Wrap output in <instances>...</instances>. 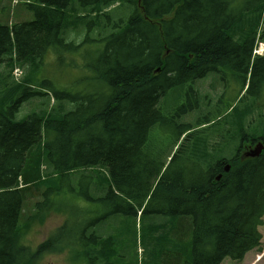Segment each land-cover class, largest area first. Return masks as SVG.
<instances>
[{
	"label": "trees",
	"instance_id": "16d2710c",
	"mask_svg": "<svg viewBox=\"0 0 264 264\" xmlns=\"http://www.w3.org/2000/svg\"><path fill=\"white\" fill-rule=\"evenodd\" d=\"M26 9L34 21L12 29L0 24V66L8 67L0 72V264H40L52 254L71 264H119L124 257L115 249L117 239L95 230L98 221L117 214L128 220L154 217L150 243L171 254L164 260V252L159 254L154 264L242 263L247 253L261 251L264 152L241 158L238 135L264 119V56L253 57L257 41L264 39V0H31ZM69 30L86 32L80 45L69 42L74 52L83 45L104 46L93 63H86L92 75L79 81L85 91L55 90L48 82L36 89L50 50L67 65L59 49L66 46L63 33ZM244 54L247 63L238 64ZM15 66L28 67L21 83L12 79ZM215 70L231 77L226 102H211L192 90ZM239 71L244 77L237 93ZM49 91L54 101H69L76 109L34 111L18 119L25 103L49 98ZM172 93L176 107L163 103ZM46 105L50 98L39 108ZM193 110L199 113L196 126L205 125L206 118L224 127L227 134L219 141L224 150L208 152L210 141L195 139L190 150L179 151L182 156L164 159L151 133L157 127L181 138L192 123L180 118L178 133L170 124ZM42 165L49 176H73L80 169L102 175L87 199L103 212L83 225L77 222L81 213L70 209L73 227L63 223L33 250L24 238L30 222H43V203L35 205L29 221L21 224V218ZM95 176H89L91 182ZM49 184L36 188L51 194Z\"/></svg>",
	"mask_w": 264,
	"mask_h": 264
},
{
	"label": "rangeland",
	"instance_id": "374dc122",
	"mask_svg": "<svg viewBox=\"0 0 264 264\" xmlns=\"http://www.w3.org/2000/svg\"><path fill=\"white\" fill-rule=\"evenodd\" d=\"M17 0H7L4 2H0V23L5 25H14L25 22H32L35 20V17L30 11L26 9L25 1L21 0L20 5H14V2ZM24 1V2H23ZM117 7V6H116ZM10 10V14L5 18L3 14V10ZM115 8V7H114ZM134 8H131L133 10ZM14 10V11H13ZM261 32H264V26L262 27ZM85 31L80 30L75 32L74 30H69L68 32L63 33L64 39H66V46L59 49V51L63 52V58L65 63L67 64L65 67L63 66L62 60L59 61V56L55 52V50H50L46 55L45 59L42 62L40 69V81H42L38 88L42 87L44 82L49 83V87H53L55 90L60 89H68L71 93H81L85 91V85L79 83L80 80H83L84 76H91L92 71L89 69H85L84 63H93L96 57L97 52L102 51L104 49L103 44H88L87 46H81L80 49L75 50L69 46V42H76L78 45L85 39ZM98 32H96L93 36L96 38ZM260 42H264V39H259L257 44ZM89 52L93 53V56L89 54ZM68 54V56H66ZM84 54V55H83ZM238 64H246L247 63V55L244 54L241 58L237 60ZM72 64V65H69ZM253 66V65H252ZM251 66V67H252ZM6 68L4 66L0 67V71H3ZM28 67H24L26 71ZM239 81L237 83V93L241 90V81L244 77V72L239 71ZM213 76H209L206 81H200L197 83V88H203L204 90L208 89V86L213 82ZM48 87V86H47ZM37 89V88H36ZM42 91V90H40ZM222 90L218 89L217 94H221ZM213 97L215 94H211ZM177 95L172 93L169 95L165 101L163 99V103L168 102L177 106ZM48 96L39 97L34 99L31 103L27 102L23 105V108L18 116V119L24 117L29 113L34 111L38 112H48L53 109L59 111L61 109V113H65L70 109L75 110L76 107L71 106L68 103H63L60 108V103H54V100L51 98V103L49 106H43L39 108L37 104L43 102H48ZM29 103V104H28ZM63 109V110H62ZM199 113L196 111H192L185 114V121L187 123H193L198 119ZM205 138L202 134L196 135L192 142L195 139ZM151 140L155 145L156 149L161 151V156L166 159L171 156L172 159L175 155L182 156L185 152H179L181 149L186 147V138L184 136L182 138L176 136H172V138L162 132L161 129L157 127L151 133ZM189 148V146H187ZM192 148V144L191 147ZM251 153V152H249ZM46 167L43 168V172L46 174ZM75 173V175L70 176L66 173H59L61 176H47L44 177L40 172V180L35 185V189H32L30 195H28L24 210L21 218V224L29 221V218L36 214L35 205L38 203H43L41 206L43 212V222L32 221L30 222V229L27 232V235L24 238V242L26 246L31 247L35 250L39 243L46 241L52 234L56 232L58 227H60L63 223L67 224V226L73 227L74 220H70L71 215L67 212L70 209H77V214L81 213L78 216L77 222L79 224L83 223V225L89 224L92 220H98L100 218L103 208L99 203L89 201L87 196L92 197L94 192V185L98 183V181L102 178V175H98L93 169H80ZM102 172V170H101ZM103 173V172H102ZM70 174H73L70 173ZM92 174H96L94 180L91 182L89 176ZM41 183H50L47 187H53L55 191L51 194L46 195V187L36 188ZM41 189V190H40ZM76 190L77 199L73 200V192ZM155 191V187L152 188V193L149 196L147 202L152 201L153 194ZM41 192L43 193L44 198H42ZM59 192V194L57 193ZM41 195V196H40ZM51 195V196H48ZM49 210V211H48ZM48 211V212H47ZM47 212V213H46ZM68 214L65 216V214ZM162 219V218H161ZM154 220V217L145 214L141 218V214L139 218L134 219H126L123 215L117 214L105 220L104 223H99V226L95 228L98 233L101 235L104 233L105 235H112L117 239L116 251L123 255L119 261V264H154L155 258L162 254L165 250L161 246L157 244L150 243V223ZM264 220V218H263ZM185 221L182 222L184 225ZM63 224V225H64ZM62 225V226H63ZM91 230V227L89 231ZM262 234V245L261 251L254 250L245 257L242 263H237L234 261L227 260L224 264H264V224L259 228ZM26 234V233H25ZM173 255L176 252L172 250ZM171 254L164 252L162 254L163 260L168 258ZM65 256V255H64ZM115 263V262H114ZM40 264H71L67 262V257H61L58 254L47 255ZM116 264V263H115Z\"/></svg>",
	"mask_w": 264,
	"mask_h": 264
},
{
	"label": "flooded vegetation",
	"instance_id": "af4514ba",
	"mask_svg": "<svg viewBox=\"0 0 264 264\" xmlns=\"http://www.w3.org/2000/svg\"><path fill=\"white\" fill-rule=\"evenodd\" d=\"M211 76H213L214 80L208 86L207 90H204L203 88H193L192 90L195 91L197 94L203 95L208 100L210 99L211 102H213V101L214 102H221V101L226 102V100L228 98H230L229 95H231V91H232V89L229 86V82H228V79L230 81L231 77L230 76L226 77L225 73L220 71V70H215ZM208 77L209 76L200 79L199 82L200 81H206L208 79ZM218 89L222 90L221 94H217ZM211 94H215V96L213 97ZM203 122L205 125L197 126V127L192 126V128L188 131V133L190 134V136L193 134L201 133L202 136L205 137V139L207 141H210L208 152H222L225 148V145L222 144L220 146L219 141L221 139L223 140V138L225 137V134H227V133L224 134V132H223L224 127L222 125H220L217 128V126H216V124H218L217 121L209 122L206 118H204ZM195 123H196V121H195ZM219 123H223V120H221ZM263 124H264V119H260L254 125H251V123H250V126H249L250 128L246 130V132H248V134L242 133V134L238 135V139H239V136L241 135V138H240L241 140H239L241 146H240V149L238 151V152H242L241 158L244 156V152H250L251 149L255 148L257 144H259L260 142H263L262 141L264 139V135L262 134V131H263L262 125ZM210 128H212V129H210ZM167 131H169V130L167 129ZM217 133H218V135L213 138V136ZM243 140H245V141H243ZM255 141H257V142H255ZM191 143H192V139H190L188 150H190ZM191 152H193V151H191Z\"/></svg>",
	"mask_w": 264,
	"mask_h": 264
},
{
	"label": "water",
	"instance_id": "95a60500",
	"mask_svg": "<svg viewBox=\"0 0 264 264\" xmlns=\"http://www.w3.org/2000/svg\"><path fill=\"white\" fill-rule=\"evenodd\" d=\"M263 151H264V145L259 144L251 153H247L246 156L250 157V158H257V157H260V155L262 154ZM229 171H230V166H227L225 168V172L228 173ZM221 177L222 176L217 178V180H220Z\"/></svg>",
	"mask_w": 264,
	"mask_h": 264
},
{
	"label": "bare ground",
	"instance_id": "6f19581e",
	"mask_svg": "<svg viewBox=\"0 0 264 264\" xmlns=\"http://www.w3.org/2000/svg\"><path fill=\"white\" fill-rule=\"evenodd\" d=\"M212 74H213V73H211V74H208L207 76H210V75H212ZM207 76H206V77H207Z\"/></svg>",
	"mask_w": 264,
	"mask_h": 264
}]
</instances>
